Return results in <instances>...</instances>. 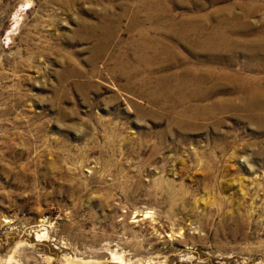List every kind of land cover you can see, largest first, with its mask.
<instances>
[{
    "label": "rangeland",
    "instance_id": "1",
    "mask_svg": "<svg viewBox=\"0 0 264 264\" xmlns=\"http://www.w3.org/2000/svg\"><path fill=\"white\" fill-rule=\"evenodd\" d=\"M244 14L264 0H0V264H264V112L172 88L244 76Z\"/></svg>",
    "mask_w": 264,
    "mask_h": 264
},
{
    "label": "bare ground",
    "instance_id": "2",
    "mask_svg": "<svg viewBox=\"0 0 264 264\" xmlns=\"http://www.w3.org/2000/svg\"><path fill=\"white\" fill-rule=\"evenodd\" d=\"M262 21L263 25L261 24L260 26H257L253 22H248V19L244 14V32H247V30L251 29V31H248L247 34H244L243 39L244 54L247 56L244 60V76L236 71L228 69L217 70L214 67L210 68L208 72L200 74L197 72L196 68L191 66L187 73H184L183 75H177L174 78L175 83L174 87L172 88L176 89V91L177 89L180 90L178 97L180 102H185L192 98L206 99L210 96V92H212L213 89L215 90V84L224 83L225 85L227 84V86L233 85L232 87L235 88V90L242 92L241 98L244 103L245 110L264 112V18ZM195 26L186 22H182L180 27L176 28L177 26L175 27V22H173L171 23L170 32L176 33L180 41L187 44L189 47L196 45L200 46L201 49L209 50L211 52L234 50V41L227 36V33L229 32H226L224 26L220 25V27L214 28L212 31H210V33H207L205 30ZM147 33L148 32H144L146 36H148ZM157 44L158 43H145L143 48H151L155 52H159L162 47L158 46ZM164 50L165 52L169 53L172 51V47L168 42ZM229 59V61H233V58ZM209 79L214 83V85L210 86V90L208 89L207 91L204 85L207 84ZM191 88L192 91L190 90ZM233 102L234 98L230 97L226 103L232 104ZM216 106H219V104H216ZM183 114L188 116L187 111H184Z\"/></svg>",
    "mask_w": 264,
    "mask_h": 264
}]
</instances>
